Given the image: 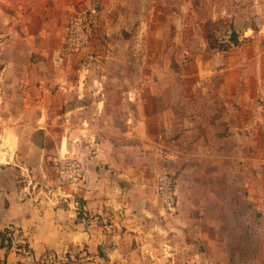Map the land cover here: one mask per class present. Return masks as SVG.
Segmentation results:
<instances>
[{
	"label": "crops",
	"instance_id": "crops-1",
	"mask_svg": "<svg viewBox=\"0 0 264 264\" xmlns=\"http://www.w3.org/2000/svg\"><path fill=\"white\" fill-rule=\"evenodd\" d=\"M89 2L0 0V264H219L216 190L231 188V201L238 194L264 212V51L239 52L257 43L251 26L240 34L239 13L237 45L219 51L208 41V51L182 64L180 84L148 82L150 94L141 99L142 77L164 70L162 62L152 64L158 53L129 52L130 41L119 34L136 20L142 0H101L102 40L68 55V18ZM124 9L136 12L126 17ZM126 62L136 76L128 90ZM127 105L134 109L127 137L104 134L100 125ZM65 158L85 163L79 212L46 195L23 196L28 175L57 186L52 162ZM165 169L178 182L175 217L164 214L156 192ZM5 234L10 247L1 246Z\"/></svg>",
	"mask_w": 264,
	"mask_h": 264
},
{
	"label": "rangeland",
	"instance_id": "rangeland-1",
	"mask_svg": "<svg viewBox=\"0 0 264 264\" xmlns=\"http://www.w3.org/2000/svg\"><path fill=\"white\" fill-rule=\"evenodd\" d=\"M142 3L144 4L142 10L135 11L134 15V10L124 9L122 11V15L126 17L133 15L137 18L119 32L130 41V45L127 47L129 52H138L140 55L155 52L158 53V56L154 60L152 59V64H156L155 66L158 67L160 62L163 63V75L142 77L144 92L142 91L141 99L150 94L149 87L146 85L148 82L157 87L159 80H156L161 79L160 84L166 88L171 87L174 81L180 84L182 64H185L187 59L195 57L196 54L208 51L207 42L209 39L216 43V47L220 45L229 47L230 39L235 35L234 23L239 13L241 14V24L237 25V28L240 30V34L244 36L246 25L251 26L252 32H249V35L253 34L257 40V43L254 44L253 41L244 42L245 46H242L239 52L243 55L250 51H255V53L264 51V0H142ZM153 8H158L159 13L154 14L156 9L154 12H150ZM146 10L150 13L145 12ZM141 15L145 19L143 21L145 25L140 20ZM101 34L102 28L97 38L99 41L102 40ZM105 38L109 39L108 36ZM98 46L101 47L99 44ZM160 54L163 55L161 58H159ZM243 59L244 56L239 60L235 59L234 63L242 67L245 65ZM143 63L146 65L145 67L143 64L145 68L149 67L147 59ZM219 64L223 65L222 59L219 60ZM126 66L129 73H126L125 86L128 90L135 84L136 76L130 70L132 65L126 62ZM143 71L145 72V70ZM109 83L116 84V78L111 76ZM112 89L110 87L109 95L111 100H114L117 96L111 91ZM155 90L156 88H154ZM119 97L121 99V93ZM129 98L127 93L126 99ZM131 98L134 97L131 96ZM133 110L127 105L124 112L111 113L109 123L100 125L104 127L103 133L117 137L120 132L121 134L125 133V137H127L129 130L133 127V124L128 123V118L133 115ZM122 117H125V123L122 122ZM216 191L222 200V203L214 206L216 214L221 216V220L217 221L221 225V233L217 237L218 249H220L216 255L217 262L219 264H264V235H262L264 212L257 205L246 202L245 199L243 202L239 201L242 198L238 194V201L236 203L235 199L231 201L234 198L231 188H218ZM247 212L252 213V216H248ZM243 214H246L247 218L242 220ZM251 227L255 230L254 234L249 231Z\"/></svg>",
	"mask_w": 264,
	"mask_h": 264
},
{
	"label": "built area",
	"instance_id": "built-area-1",
	"mask_svg": "<svg viewBox=\"0 0 264 264\" xmlns=\"http://www.w3.org/2000/svg\"><path fill=\"white\" fill-rule=\"evenodd\" d=\"M103 17V6L101 0H90L87 9L74 12L67 22L64 33L63 50L68 55H79L89 51L101 30ZM85 69H88L85 67ZM159 154L164 155L165 151L159 149ZM52 167L58 174L57 186H42L33 181L30 175L23 177L25 183L22 191L23 196L46 195L48 201L57 204L70 205L72 209L79 212L81 202L77 193L86 179L85 163L79 159L65 158L52 162ZM177 178L169 169L163 170L159 175L156 192L162 203V209L166 216L175 217L179 209V196L177 192ZM69 188L73 193L64 192ZM9 237H11L9 235Z\"/></svg>",
	"mask_w": 264,
	"mask_h": 264
},
{
	"label": "trees",
	"instance_id": "trees-1",
	"mask_svg": "<svg viewBox=\"0 0 264 264\" xmlns=\"http://www.w3.org/2000/svg\"><path fill=\"white\" fill-rule=\"evenodd\" d=\"M211 40L209 39V45H210V48L212 50L227 51L230 48L231 44H234V45L238 44V35L235 33V35L233 37H231V39H230L231 44L229 43L230 44L229 47H227L225 45H220L219 47H216V45H215L216 43L212 42ZM1 240H2L1 246H3V247L6 246V244L9 247L12 245L11 239L7 238L6 234L1 237Z\"/></svg>",
	"mask_w": 264,
	"mask_h": 264
}]
</instances>
